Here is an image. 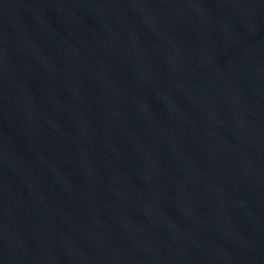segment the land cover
<instances>
[{
  "label": "water",
  "instance_id": "95a60500",
  "mask_svg": "<svg viewBox=\"0 0 264 264\" xmlns=\"http://www.w3.org/2000/svg\"><path fill=\"white\" fill-rule=\"evenodd\" d=\"M132 264H264V133Z\"/></svg>",
  "mask_w": 264,
  "mask_h": 264
}]
</instances>
